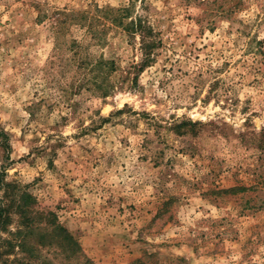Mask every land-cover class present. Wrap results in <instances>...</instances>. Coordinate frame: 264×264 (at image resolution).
Instances as JSON below:
<instances>
[{
    "label": "rangeland",
    "instance_id": "rangeland-1",
    "mask_svg": "<svg viewBox=\"0 0 264 264\" xmlns=\"http://www.w3.org/2000/svg\"><path fill=\"white\" fill-rule=\"evenodd\" d=\"M237 1L137 0L141 67L102 16L127 0H0V177L92 264H264V0Z\"/></svg>",
    "mask_w": 264,
    "mask_h": 264
},
{
    "label": "trees",
    "instance_id": "trees-1",
    "mask_svg": "<svg viewBox=\"0 0 264 264\" xmlns=\"http://www.w3.org/2000/svg\"><path fill=\"white\" fill-rule=\"evenodd\" d=\"M136 1L127 0L125 5L107 9L105 11L106 14L102 16L106 17L112 25L120 28L128 36H139V46L143 55L140 65L142 67L153 59L155 49L160 45L161 41L157 32L153 30L146 20L139 14L134 13ZM142 1L140 0V2ZM242 4L243 2L238 0L233 7L239 9ZM224 11H229L226 5L223 7ZM74 19L84 20L85 16L81 14L74 17ZM259 43H262V41ZM82 63L81 59L79 64L82 65ZM91 66L90 71H94L92 81L101 89L106 78L104 76L101 79V76L102 73H105L104 68L107 67V62L100 59L91 64ZM108 69L110 68L107 67V72H109ZM2 134L3 132L0 130V135ZM0 186L4 192V195L0 196V232L9 231L8 227L12 224L14 216L17 217L15 230L9 232L11 236L3 241L2 247H4V250L0 252V255L15 252L21 254L20 258L15 259L18 264H34V259L41 257L40 251L42 249L51 248L54 249L55 256L62 255L68 260L80 257L82 264H92L91 260L83 255L78 240L65 226L58 222L54 212L38 209L34 198L30 194L19 189L13 192L16 185L5 183L1 177ZM35 264L56 263L52 258L44 256L41 260H36Z\"/></svg>",
    "mask_w": 264,
    "mask_h": 264
}]
</instances>
